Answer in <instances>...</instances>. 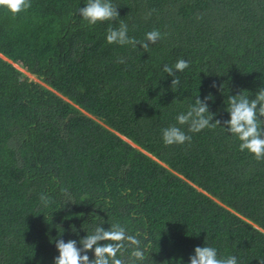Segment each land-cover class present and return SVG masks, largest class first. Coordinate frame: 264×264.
I'll return each instance as SVG.
<instances>
[{
	"label": "trees",
	"instance_id": "obj_1",
	"mask_svg": "<svg viewBox=\"0 0 264 264\" xmlns=\"http://www.w3.org/2000/svg\"><path fill=\"white\" fill-rule=\"evenodd\" d=\"M86 3L0 8V264H54L57 239L113 223L150 245L142 264H189L205 245L264 261V160L222 127L230 95L264 87V0H111L119 17L95 25ZM121 21L162 38L109 44ZM209 94L221 126H181L191 142L166 146L162 129Z\"/></svg>",
	"mask_w": 264,
	"mask_h": 264
},
{
	"label": "clouds",
	"instance_id": "obj_2",
	"mask_svg": "<svg viewBox=\"0 0 264 264\" xmlns=\"http://www.w3.org/2000/svg\"><path fill=\"white\" fill-rule=\"evenodd\" d=\"M31 7V0H0V8L6 9L13 16L18 15ZM118 7L111 0H87L84 7L79 8V15L90 25L98 22L115 21L119 17ZM151 15V12L148 13ZM162 38L159 30L146 33V39L138 41L135 37H129L128 25L123 21L118 28L109 27L106 40L109 44L130 45L133 48L138 45L147 50ZM119 62L123 63V58ZM189 67V62L179 59L174 68L175 71H184ZM164 72L172 79L171 87L179 85V79L175 78L173 67L164 66ZM215 86V85H213ZM211 94L200 99L196 98L194 105L177 117V124L162 129V139L166 146L183 145L190 143L192 137L187 132L198 133L206 128L221 126L220 120L213 122L214 114L209 111L208 101ZM227 112L230 119L223 121V128L239 141V150L251 153L257 161L264 160V87L257 90L254 97L249 98L242 94L228 97ZM179 125V126H178ZM181 126H187V132ZM67 194V189H62ZM40 200L46 207L51 203L47 194H41ZM72 202L68 199V202ZM73 230V229H72ZM140 233L129 234L120 223H113L106 230L97 225L92 234H87L79 240L64 239L55 241L59 255L54 258V264H142L145 252L150 245H142ZM103 242V243H101ZM94 252V259L87 253ZM189 264H237L235 256L220 257L217 249L211 246H197L194 254L189 257ZM264 264V261H259Z\"/></svg>",
	"mask_w": 264,
	"mask_h": 264
},
{
	"label": "rangeland",
	"instance_id": "obj_3",
	"mask_svg": "<svg viewBox=\"0 0 264 264\" xmlns=\"http://www.w3.org/2000/svg\"><path fill=\"white\" fill-rule=\"evenodd\" d=\"M25 75H26L30 80H34V77H32L31 75L26 74V73H25Z\"/></svg>",
	"mask_w": 264,
	"mask_h": 264
},
{
	"label": "water",
	"instance_id": "obj_4",
	"mask_svg": "<svg viewBox=\"0 0 264 264\" xmlns=\"http://www.w3.org/2000/svg\"><path fill=\"white\" fill-rule=\"evenodd\" d=\"M33 77V76H32Z\"/></svg>",
	"mask_w": 264,
	"mask_h": 264
}]
</instances>
